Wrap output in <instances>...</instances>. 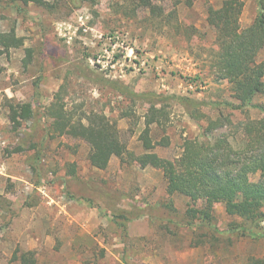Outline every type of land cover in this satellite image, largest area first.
Wrapping results in <instances>:
<instances>
[{"label": "rangeland", "instance_id": "rangeland-1", "mask_svg": "<svg viewBox=\"0 0 264 264\" xmlns=\"http://www.w3.org/2000/svg\"><path fill=\"white\" fill-rule=\"evenodd\" d=\"M49 1L55 9L30 4L18 13L7 4L0 7V32L14 29L24 40L0 58V264H20L14 254L26 251L35 252L38 264L264 260V239L231 232L240 221L223 204H215L212 212L222 235L195 224L187 227L183 219L190 199L170 195L160 169L113 157L107 169L99 170L90 166L85 141L47 135L53 121L49 109L61 91L76 117L105 114L132 152L146 153L139 138L149 103L125 97L123 87L170 97L165 102L170 119L165 127L153 125L152 133L155 140H167L153 150L163 158L179 159L187 140L224 138L243 146L244 124L264 117V93L253 100L258 107L245 112L224 104L238 100L214 65L219 47L208 17L209 9L225 0ZM243 1L240 25L247 28L259 7L256 0ZM28 49L33 51L29 63ZM262 61L264 50L258 56ZM173 96L219 106H203L208 118L196 120ZM12 104H30L34 117L15 125ZM124 214L128 221L119 218Z\"/></svg>", "mask_w": 264, "mask_h": 264}, {"label": "trees", "instance_id": "trees-1", "mask_svg": "<svg viewBox=\"0 0 264 264\" xmlns=\"http://www.w3.org/2000/svg\"><path fill=\"white\" fill-rule=\"evenodd\" d=\"M256 2L259 7L258 15L247 28L240 25L243 0H225L220 8L209 9L208 21L215 29L219 47L214 65L219 78L232 85L234 98L238 103L226 101L224 104L233 111L245 112L248 108L258 107L253 100L255 96L264 93V61L258 62V56L264 50V0ZM4 4L18 13L25 12V7L30 4L47 10L56 7L49 0H0V7ZM23 45V38L14 29L0 32V58ZM32 55L33 51L28 49V63ZM2 72L0 64V73ZM106 81L107 84L114 83ZM120 90L122 95L131 100L143 98L149 103L143 116L145 127L139 138L146 153L136 155L132 152L121 138L116 124L105 114L91 112L76 117L77 110H67V104L60 97L61 91L56 96L55 105L49 109V115L53 119L49 128L47 127V135L51 137L49 139L70 135L85 141L90 147V166L99 170L107 169L113 157L124 163H136L141 168L153 166L160 169L168 184V193L181 194L190 199L183 219L187 227L195 224L199 228H206L208 234L222 235L223 231L216 225L212 213L214 205L221 203L228 215L240 221L232 225L231 232L253 240L264 239V117L244 124L242 132L245 144L241 147H235L224 138H217L214 142L187 140L180 158L172 161L153 152L167 140L158 141L152 137L153 125L165 127L170 119L168 106L165 105L170 97L153 93L140 94L123 87ZM171 98H175L186 113L196 120L208 118L201 110L203 106L215 110L219 106L216 102L208 103L191 97ZM157 103L163 105L159 107ZM10 111L11 120L18 126L22 121L34 117L30 104H12ZM127 113L124 115H129ZM219 115L223 117V113ZM214 122L209 120V124ZM18 149L23 150L22 147ZM69 174H76L73 166ZM258 175H261L259 179ZM199 202H202L201 208L196 206ZM119 218L129 220L125 214ZM14 258L20 264H38L34 251L21 254L16 252ZM250 264H264V260L252 259Z\"/></svg>", "mask_w": 264, "mask_h": 264}]
</instances>
